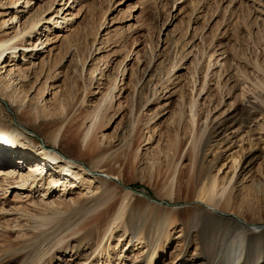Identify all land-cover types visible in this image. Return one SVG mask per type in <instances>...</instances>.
<instances>
[{
  "label": "rangeland",
  "instance_id": "374dc122",
  "mask_svg": "<svg viewBox=\"0 0 264 264\" xmlns=\"http://www.w3.org/2000/svg\"><path fill=\"white\" fill-rule=\"evenodd\" d=\"M10 37L0 56V264H217L236 218L264 228V0H0V40ZM100 104L99 144L121 159L114 174L67 143ZM220 123L224 132L204 145L205 127ZM201 135L203 169L220 183L233 177L234 157L246 158L235 208L211 219L192 193L175 202L169 192ZM57 171L63 182L53 187ZM104 177L121 187L116 211H78ZM136 196L173 221L155 218L147 235L117 219ZM246 201L254 208L242 212ZM189 209L204 218L193 228ZM49 218L64 228L43 242ZM247 252V264L264 257V247Z\"/></svg>",
  "mask_w": 264,
  "mask_h": 264
},
{
  "label": "bare ground",
  "instance_id": "6f19581e",
  "mask_svg": "<svg viewBox=\"0 0 264 264\" xmlns=\"http://www.w3.org/2000/svg\"><path fill=\"white\" fill-rule=\"evenodd\" d=\"M28 3L30 1H27ZM36 23H32V25L34 26ZM23 32L26 31V29L22 30ZM14 37H10L4 40H0V56L4 54V48L7 46V43L10 42ZM250 108H253V103L249 101ZM103 104V103H102ZM102 104H100L98 107H96L95 110H93L92 112L87 114V117L85 118V120H87L88 118H91L92 123L90 124V126L87 127V129H80L79 127L77 128H73L74 125H72V128H70V130H67V133H69L67 135L68 137V142L70 145L77 147L80 145L82 148L78 149L79 150V156L82 157L84 160L89 161L91 163H93V166L95 169H104L107 168V172L108 173H112L114 174L115 172H117V169L115 167L116 164H118L120 159V155L115 156V157H109L108 150H105L104 148H102L99 144V139H98V132L103 128L104 126V118H102L101 121L98 122V118H99V114L101 111V107ZM249 108V109H250ZM248 109V111H250ZM82 114V113H81ZM196 114L193 116V119H196ZM254 116V114L252 112L249 113V117L250 121H252V117ZM194 119V121H195ZM252 119V120H251ZM82 121V120H81ZM83 123V122H82ZM81 124H78V126H81ZM223 126L222 123L217 124L212 126L211 129H207V127H205V131L203 136L205 135L206 139L205 142L203 141L204 145H207V143L209 142L210 139H212V137H219L223 132H224V128L222 129L221 127ZM7 127H3L2 128V133H6L8 132ZM100 133V132H99ZM54 141L57 142L58 141V137H59V133H56L55 136H53ZM202 135L201 137L197 136L195 141L192 143L193 145V149L191 151V155H193L192 159V164L191 167H189L187 169V172L185 171V167H181L179 169V173H178V179L176 184L174 183V181H172L170 183L169 186V192L171 193V196L173 197V200L175 202L179 201L182 198V193L184 192H190L192 193L194 196H196L197 199H199L201 202H205L206 206H208L209 210H206V213L208 214V216L206 217L207 219H211L214 217V214L212 213V211L214 212L215 208H225L227 210L235 208L234 203L231 202V200L235 199V195H234V189H235V183H237L236 181L238 180V178L240 176L243 175L244 170L246 168V158H244L243 156H237L234 157V161L232 163V172H233V177L228 181V184H222L219 182V180L216 177H212L208 172L204 171L203 169V161L202 157H200L199 153H200V149L202 148ZM120 144V143H119ZM124 145V144H123ZM9 153V152H8ZM7 153V154H8ZM15 155L18 154L19 152L14 151L13 152ZM191 155L190 158H191ZM6 154L4 155H0V160H4L6 158ZM13 154H11L9 156V158L7 159V161H9L10 159H12ZM50 159L53 160H57V157H52ZM240 159L239 163L238 160ZM54 161V162H55ZM123 161V160H122ZM177 161V159H176ZM126 168L129 167L130 162L126 161ZM178 162V161H177ZM9 164V163H8ZM40 169V171L42 170L41 168L35 167L34 168V172H39L38 170ZM64 171L66 170L63 167ZM56 170V169H55ZM174 175L176 173V169H174ZM57 173H59V171L54 172L53 176H51L50 179V185H53V187H59V184H61V182H63V180H56L54 174L56 175ZM62 176L66 177L65 173L60 172ZM39 177L44 178V175L37 174ZM72 175V174H71ZM237 175L236 180L234 182H232V179L234 180V176ZM120 176H121V171H119L118 173V177L119 181H120ZM63 177V178H65ZM70 179V178H69ZM68 182H71V179ZM186 179V180H184ZM35 180V179H34ZM37 180V179H36ZM89 181L93 180L91 179V177L88 178ZM39 183V181H37ZM101 182L103 184H105L104 190L99 194V195H94L91 197H88L87 200H79V204L77 206V210L78 211H82L84 209H86L87 207H89V205L91 206L92 209H96V208H102L103 209V214H108V213H112L114 211H116V208L120 202V199L117 198L115 199V197L119 194L118 192L121 190V187L119 186V182H117L116 179H113L111 177H104L101 179ZM16 183V182H14ZM72 183V182H71ZM21 185V184H19ZM25 185V184H24ZM174 187H175V196H173L174 193H172V191H174ZM63 188V187H62ZM229 188V189H228ZM58 189V188H57ZM63 195H65L66 193H69V190L63 189L62 190ZM126 197V195H125ZM133 199V198H132ZM130 199V200H132ZM111 200V201H110ZM61 203L67 204V202H65L64 198H61ZM122 204V203H121ZM138 205H142L141 209L138 208ZM230 207V208H229ZM90 208V207H89ZM87 208V210L89 209ZM254 208L253 205H250L248 201L245 202V205L243 206V210H241L242 212L244 210H248V209H252ZM39 208H34V210H38ZM91 210V209H90ZM98 210V209H97ZM120 210V209H119ZM122 210H125L124 212H122ZM253 210V209H252ZM202 211V210H201ZM159 214L158 216H155L153 214ZM186 212V215L189 216V220L187 221L189 225H191L190 227H194L197 226L199 224V221H201V223L203 222V215H201L200 213H193L192 209H189ZM245 212V211H244ZM202 213H205L204 211H202ZM183 213L180 212L178 215H182ZM125 216V222L126 224H129L130 226H132L134 228V230H136V228L138 229H142V228H146L145 233L148 235L149 233H151V230L153 228H155V225H157L154 220L156 218V221L159 225H161V222L163 221V223H165V225L168 222L173 221L169 214V212H164L161 207H158L152 203H147V201L145 199H143L142 197H135V199L133 201H128L127 203H123V205L121 206V212L117 215V219H120L122 216ZM153 215V217H152ZM184 215V214H183ZM151 218V219H149ZM148 220L149 222H144L141 223L143 220ZM152 220V221H150ZM234 220V219H233ZM237 221L235 223V229L234 231H232V233H230L228 235L229 240L227 242L226 248L224 247L223 249V254L220 257L219 261L217 262V264H243L242 262H248L249 260V256H248V252H247V248L248 246H252L255 245L256 247H264V228L261 230H248L246 228V226H244L243 222L241 221L240 218H236ZM172 224V223H171ZM43 226H46L47 229H45L44 231H42L41 235H43V239L42 241L44 242H49L52 241L53 238H55L54 236H58L61 233V230L64 228V226H62V223L60 220L56 219V218H49L46 219V221L43 222L42 224ZM140 227V228H139ZM198 228V227H197ZM157 230V229H156ZM136 232V231H135ZM189 232H190V228H189ZM188 233V232H187ZM91 234V230L87 231V233H85L84 235H81L82 237H89ZM39 235V234H38ZM36 236V235H35ZM149 237V236H148ZM149 239V238H147ZM149 243L152 246V254L153 252L156 250L157 246L155 245V242L152 241L151 239H149ZM163 248V245L160 246V249ZM151 252V251H150ZM258 263L259 264H264V257H260L258 258ZM131 264V263H130ZM132 264H139L136 262H133Z\"/></svg>",
  "mask_w": 264,
  "mask_h": 264
}]
</instances>
